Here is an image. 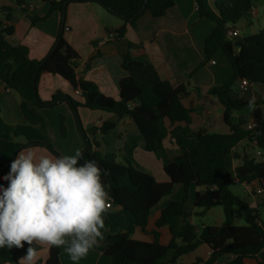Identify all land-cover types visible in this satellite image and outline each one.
<instances>
[{
	"label": "trees",
	"instance_id": "1",
	"mask_svg": "<svg viewBox=\"0 0 264 264\" xmlns=\"http://www.w3.org/2000/svg\"><path fill=\"white\" fill-rule=\"evenodd\" d=\"M30 0H14L16 8L26 9ZM48 4L43 16H32L31 23L46 20L53 12L62 11L63 4L93 2L110 14L120 18L123 25L117 30V38L124 37L126 25L134 26L144 13L159 18L174 5V0H39ZM199 18H208L213 28L204 41V58L196 67L209 62L221 50L228 58L231 79L208 89L224 107V122L228 133H209L205 128H190L191 109L187 108L181 96L187 94L185 85L172 86L161 80L149 84L132 76L119 80V97L114 99L103 94L90 80L81 79L76 74L78 53L64 39L65 21L58 31L57 38L41 60L31 59L24 46L10 44L6 37L12 35V26L3 28L0 20V81L4 86L20 96V110L24 124H8L0 116V177L5 175L11 160L17 152L27 146H41L53 155L62 156L53 146L46 132L44 117L40 109L53 107L65 101L73 111L78 130L85 148L83 159L95 160L102 172V182L106 185L109 201L114 209L104 215V246L102 250L110 257L111 264H172L204 243L210 248L206 260L195 264H264V219L256 207H251L246 199L230 190L231 175L226 163L228 155L237 156L234 148L242 142H255L259 150H264V100L253 112L254 127L246 128L242 123H233L232 111L244 104L241 98L231 94L236 80L247 79L250 84L264 85V28L233 41L226 36L227 25L242 19L254 0H221L216 11H208L203 0H195ZM13 7L1 6L0 11L9 17ZM127 50L122 54L121 67L126 69L132 59L131 49L135 44L126 43ZM46 71L60 76L74 90L80 92L83 102L56 92L50 101H43L37 91L38 75ZM112 113L117 117L128 116L135 123L143 139L146 151L153 152L162 160L167 181H158L132 157V142L126 149L123 161H117L114 154H102L95 150L98 143L91 139L95 131L106 134L115 128V121L103 122L101 126L85 129L78 116V107ZM60 132L65 135L64 117H60ZM169 136L178 147V154L169 157L164 139ZM236 158V157H235ZM242 163L234 168L237 182L248 185L252 190L264 181V159L256 160L244 152ZM0 183L6 182L0 179ZM190 184L202 187L195 194L196 214L203 216L212 207H221L224 221L221 225L197 226L188 221L192 211L186 206ZM181 185L183 195L180 200H171L154 217L151 209L169 196L174 187ZM210 187L214 191H210ZM220 192L221 198L214 199ZM264 205V204H263ZM243 209L244 225H234L233 207ZM166 227L171 234L167 244L159 241V229ZM136 228L148 235L149 241L132 237ZM63 247L49 248V256L44 264H60L59 254ZM3 262H14L6 250L0 249ZM41 264V263H37Z\"/></svg>",
	"mask_w": 264,
	"mask_h": 264
},
{
	"label": "crops",
	"instance_id": "2",
	"mask_svg": "<svg viewBox=\"0 0 264 264\" xmlns=\"http://www.w3.org/2000/svg\"><path fill=\"white\" fill-rule=\"evenodd\" d=\"M204 7L208 11H216V5L221 0H203ZM254 13L248 12L245 16L232 24L237 30L231 37L233 41H240L244 37L256 33L264 28V0H254ZM1 6H11L13 10L9 17L2 12L0 20L6 26H12V35L7 36V41L16 46H24L28 50L31 59L41 60L53 46L61 23V13L53 12L46 20L31 23L32 16H43L48 4L39 0H30L26 9L16 8L14 0H0ZM123 25V21L107 12L100 5L93 2L69 3L66 6L64 39L78 53L76 74L79 78L93 81L99 90L114 99L119 97V80L125 76H132L149 84L166 80L172 86L185 85L187 94L181 96L182 103L191 109L190 128L197 130L205 128L209 133H228L229 127L224 122V107L217 97L208 92L214 85L228 82L232 77V68L226 55L217 51L211 60L196 67L204 58V41L213 28V22L208 18L198 17V8L195 0H174V5L167 10L166 14L159 18L152 17L148 12L138 18L134 26L126 25L124 37L117 38V30ZM113 34V36H110ZM131 42L135 47L131 49L132 59L126 69H122V54L126 52V43ZM214 61V63H213ZM37 91L43 101H50L56 92H62L71 98L83 102L80 92L58 75L42 71L38 75ZM232 96L241 98L244 102L238 109L232 111L233 123L246 125L253 121V112L261 100H264V85L260 83L250 84L246 92L240 90L239 80L232 87ZM40 114L44 117L46 132L54 148L61 155H71L77 150L83 151L85 142L80 134L76 118L67 102L62 101L53 107L41 108ZM0 116L8 124H24L25 119L20 110V96L7 90L0 81ZM64 117L65 135L60 132V117ZM78 116L85 129L93 126H101L103 122L115 121L116 126L110 132L102 134L95 131L91 139L98 143L95 150H102L104 154H114L117 161H123L126 149L130 148L133 141L136 145L132 150V157L141 167L150 172L156 180L167 181L168 177L163 171L162 160L153 152L146 151L143 147L138 128L128 116L117 117L112 113L92 110L84 106L78 107ZM167 154L171 158L178 154V147L167 136L164 139ZM31 150L40 155H53L47 149L32 145ZM106 148V149H105ZM20 149V150H22ZM19 150V151H20ZM255 151L264 159V150H259L255 142L242 141L234 153L237 156L228 155L226 163L229 171L242 163L240 157L244 152L250 154ZM236 157V158H235ZM234 178V177H233ZM235 183L236 182L234 178ZM242 184V183H239ZM246 185V184H243ZM181 186V185H177ZM251 193L257 198V204L261 218L264 219V181L255 185L253 190L246 185ZM182 195H183V187ZM195 184H190L186 206L192 211L188 221L197 226V230L207 222L195 221L197 209L194 208L195 194L201 190ZM260 189V191H257ZM182 197V196H181ZM169 199V198H168ZM181 198H179L180 200ZM163 200L167 199H162ZM248 202V200H247ZM166 203H168L166 201ZM151 209L150 215L156 216L163 203ZM219 207V206H217ZM252 207V206H251ZM216 207L208 209L203 216ZM114 209L109 201V208ZM224 221L223 210L216 225ZM161 244H167L171 234L166 227L159 229ZM132 237L137 240L149 241L148 235L136 228ZM23 248L13 247L6 252L14 257V262L0 264H24L21 258L26 255L27 243ZM105 241H98L99 246H104ZM37 251L36 262L44 264L49 256V246L46 243L34 241L31 245ZM210 255V248L202 243L193 251L180 256L172 264L190 263L195 264L198 260H206ZM60 264H73L65 250L59 254ZM77 264H111L110 257L102 250L94 248L89 254L77 262Z\"/></svg>",
	"mask_w": 264,
	"mask_h": 264
},
{
	"label": "clouds",
	"instance_id": "3",
	"mask_svg": "<svg viewBox=\"0 0 264 264\" xmlns=\"http://www.w3.org/2000/svg\"><path fill=\"white\" fill-rule=\"evenodd\" d=\"M83 153L40 155L17 152L0 177V249L29 246L21 260L35 264L34 241L63 247L73 264L103 240L109 195L95 160Z\"/></svg>",
	"mask_w": 264,
	"mask_h": 264
},
{
	"label": "rangeland",
	"instance_id": "4",
	"mask_svg": "<svg viewBox=\"0 0 264 264\" xmlns=\"http://www.w3.org/2000/svg\"><path fill=\"white\" fill-rule=\"evenodd\" d=\"M0 17H2L1 11H0ZM99 152L104 154L102 150H100ZM250 156L254 157L256 160H262V157L258 156L255 151H251ZM230 175H231L230 190L232 191V193L235 194L236 196H239L240 198L248 200V204L250 206L262 208L263 206L257 204V198L251 193V190L246 185L234 182L233 171H230ZM181 196H182L181 186H175L172 193L169 196L164 198L167 200L165 201L163 200V202L161 203H163V206H165L167 204L166 201L169 202L171 200H179ZM221 213H222V208L216 207V208H213L205 217L195 216V221L199 226H201L200 222H207V224L209 225H216L219 217L221 216ZM233 215H234V220H233L234 225H244L245 224L244 217H243V209L241 207L234 206Z\"/></svg>",
	"mask_w": 264,
	"mask_h": 264
},
{
	"label": "built area",
	"instance_id": "5",
	"mask_svg": "<svg viewBox=\"0 0 264 264\" xmlns=\"http://www.w3.org/2000/svg\"><path fill=\"white\" fill-rule=\"evenodd\" d=\"M248 12L254 13V6L253 5L250 6ZM4 27H6L5 24H3V28ZM236 31L237 30L232 25H227L226 26L225 33H226L227 37L231 38L236 33ZM110 36H113V34H111ZM213 63H214V61H213ZM239 87H240L241 91L246 92L249 89V87H250V83H249V81L247 79H241L239 81ZM7 90H9V89H7ZM254 125H255L254 122L250 121V122H248L245 125V127L248 128V129H251V128L254 127ZM257 154H259V152ZM236 182H237V180H236ZM210 191H214V188L210 187ZM257 191H260V189H257ZM183 264H190V263H186L185 262Z\"/></svg>",
	"mask_w": 264,
	"mask_h": 264
},
{
	"label": "water",
	"instance_id": "6",
	"mask_svg": "<svg viewBox=\"0 0 264 264\" xmlns=\"http://www.w3.org/2000/svg\"><path fill=\"white\" fill-rule=\"evenodd\" d=\"M66 6H67V2H65L64 4H63V8H62V11H61V28H62V26H63V24H64V21H65V13H66ZM221 198V193L220 192H216L215 193V196H214V199H220Z\"/></svg>",
	"mask_w": 264,
	"mask_h": 264
}]
</instances>
